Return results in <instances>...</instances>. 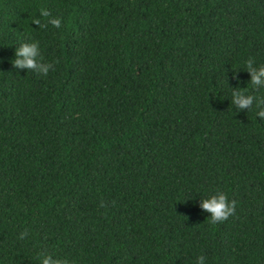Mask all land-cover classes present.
Listing matches in <instances>:
<instances>
[{
    "label": "trees",
    "instance_id": "trees-1",
    "mask_svg": "<svg viewBox=\"0 0 264 264\" xmlns=\"http://www.w3.org/2000/svg\"><path fill=\"white\" fill-rule=\"evenodd\" d=\"M249 59L264 0H0V264H264Z\"/></svg>",
    "mask_w": 264,
    "mask_h": 264
},
{
    "label": "clouds",
    "instance_id": "clouds-1",
    "mask_svg": "<svg viewBox=\"0 0 264 264\" xmlns=\"http://www.w3.org/2000/svg\"><path fill=\"white\" fill-rule=\"evenodd\" d=\"M58 24V21H54ZM37 42L32 44H22L16 49V54L19 59L15 60L14 63L17 65H23L27 67H32L34 65L33 57L37 55ZM49 65L41 66V71L47 72ZM246 69L251 74V82L253 85L264 84V65L258 67H253V62L249 59L246 62ZM253 97L251 95H244L240 92H235L234 102L239 106L251 105ZM262 101L257 100V103ZM260 117H264V109L258 112ZM201 207L209 210L212 213L211 222L220 221L225 219L229 214L234 211V202L228 200L223 192H218L215 196L204 199L201 202ZM46 264V259H45ZM196 264H204V257L198 256L196 258Z\"/></svg>",
    "mask_w": 264,
    "mask_h": 264
}]
</instances>
